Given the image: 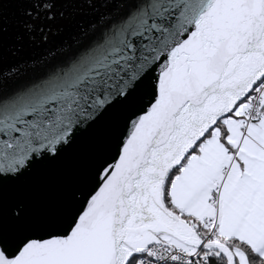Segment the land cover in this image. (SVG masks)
I'll use <instances>...</instances> for the list:
<instances>
[{
    "label": "snow or ice",
    "instance_id": "snow-or-ice-1",
    "mask_svg": "<svg viewBox=\"0 0 264 264\" xmlns=\"http://www.w3.org/2000/svg\"><path fill=\"white\" fill-rule=\"evenodd\" d=\"M0 264H264V0H0Z\"/></svg>",
    "mask_w": 264,
    "mask_h": 264
}]
</instances>
